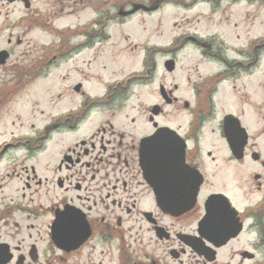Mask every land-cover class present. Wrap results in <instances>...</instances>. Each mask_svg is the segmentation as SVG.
<instances>
[{
	"label": "flooded vegetation",
	"instance_id": "af4514ba",
	"mask_svg": "<svg viewBox=\"0 0 264 264\" xmlns=\"http://www.w3.org/2000/svg\"><path fill=\"white\" fill-rule=\"evenodd\" d=\"M199 1L239 0H0V264H264L261 45L145 25ZM53 75L58 108L15 133ZM158 135L184 160L150 175Z\"/></svg>",
	"mask_w": 264,
	"mask_h": 264
},
{
	"label": "rangeland",
	"instance_id": "374dc122",
	"mask_svg": "<svg viewBox=\"0 0 264 264\" xmlns=\"http://www.w3.org/2000/svg\"><path fill=\"white\" fill-rule=\"evenodd\" d=\"M197 3L198 4L193 8L180 6L178 11L171 8H166L165 10L163 9L165 17L159 28L156 27L157 23L151 21H146L145 25H147L148 30L156 29L158 31L165 32V37L169 35H176L179 31H200L203 34H211L215 32L219 34V32H221L222 36L226 37L227 40L232 43L234 42L233 40H235L237 34L242 36L240 41H244L245 44L255 41V38L264 40V0H239L238 3L222 2L221 5H215L213 2L199 1ZM165 37L164 40H166ZM225 41V46L229 44L232 47V43ZM260 45H262L263 48H260V56L257 61L259 63V66H257L259 70L257 71L255 77L256 83L251 79H248L245 75L243 83L240 87L243 88V85H245V92L251 91V87L258 88L260 90V104L264 106V42ZM253 48H255V46ZM192 57H195V55H192ZM132 61L134 63V67L132 68H135L136 66L138 67L139 57H137L136 53H133L129 60H127V62ZM130 68L131 67H128L127 70L121 72L119 76L124 75ZM68 73H70L69 78H71V80H77L79 74L77 71L70 70ZM56 84L57 81L55 75L49 78V82L39 81L35 87L34 95L29 96L27 101L23 99L21 100V119L17 120L16 128L19 130H16L15 133L21 132L20 134L24 135L28 133L31 125L34 124L36 128L42 126L45 122L46 115L50 111H54V109L58 108V106L55 108L50 107L48 104V101L50 105H54L56 103ZM257 84L260 88L257 87ZM248 88L250 89L248 90ZM231 91L230 86V88L228 87V94H230ZM242 92H244L243 89L237 94H232L236 99H239ZM40 109L48 113L43 115L41 114ZM14 116L15 117L11 118V120H16V114H14ZM11 120L9 121V125ZM262 125H264V107L261 109L260 114L259 126ZM10 135L11 134L8 132L7 135L5 134L6 137L4 136L3 139L8 138Z\"/></svg>",
	"mask_w": 264,
	"mask_h": 264
},
{
	"label": "water",
	"instance_id": "95a60500",
	"mask_svg": "<svg viewBox=\"0 0 264 264\" xmlns=\"http://www.w3.org/2000/svg\"><path fill=\"white\" fill-rule=\"evenodd\" d=\"M170 141H172L175 144L172 145H165L162 147L160 140V135L154 137L148 148L151 146L154 147L150 148L144 155L143 161L145 163V167L148 170L150 175H155V170L159 169L161 165L166 164L167 159H174V158H180L182 161L184 160V145L181 143H177L174 139L168 138ZM167 142V141H165ZM159 143V144H158ZM164 161V163H163ZM154 185H156L157 180L152 181Z\"/></svg>",
	"mask_w": 264,
	"mask_h": 264
},
{
	"label": "bare ground",
	"instance_id": "6f19581e",
	"mask_svg": "<svg viewBox=\"0 0 264 264\" xmlns=\"http://www.w3.org/2000/svg\"><path fill=\"white\" fill-rule=\"evenodd\" d=\"M181 4H182L181 6H187L188 5V3H185V2H183Z\"/></svg>",
	"mask_w": 264,
	"mask_h": 264
}]
</instances>
